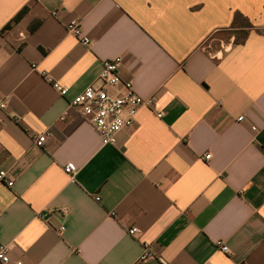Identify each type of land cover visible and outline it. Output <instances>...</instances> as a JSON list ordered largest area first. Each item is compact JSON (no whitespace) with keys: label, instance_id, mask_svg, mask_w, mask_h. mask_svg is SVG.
<instances>
[{"label":"crops","instance_id":"obj_1","mask_svg":"<svg viewBox=\"0 0 264 264\" xmlns=\"http://www.w3.org/2000/svg\"><path fill=\"white\" fill-rule=\"evenodd\" d=\"M111 59L153 103L103 145L70 103ZM0 98L12 263L264 264V0H0Z\"/></svg>","mask_w":264,"mask_h":264},{"label":"built area","instance_id":"obj_2","mask_svg":"<svg viewBox=\"0 0 264 264\" xmlns=\"http://www.w3.org/2000/svg\"><path fill=\"white\" fill-rule=\"evenodd\" d=\"M68 30L81 44L88 46L90 39L82 32L79 20L71 21ZM97 84H91L81 93L76 95L70 103L72 108L78 110L80 115L98 132L103 145H114L117 141L118 133L133 127L136 123L138 112L143 107H150L153 98H144L137 93L132 81L123 80L119 74V59L105 60L102 70L97 78ZM60 95L64 96L68 92V87L54 84ZM6 108V101L0 98V109ZM49 133L37 135L34 143L43 145ZM211 154H206L205 159L209 160ZM65 172L73 179L75 167L68 163L64 167ZM5 171H0V181H5ZM9 186L12 182L8 181ZM99 200L100 197L95 198ZM141 230L132 227L128 229V234L137 236ZM222 252H227L228 247L218 242ZM153 258V253L149 243H144L140 260ZM0 264H23L18 260L12 263L9 257V247L5 243H0Z\"/></svg>","mask_w":264,"mask_h":264},{"label":"trees","instance_id":"obj_3","mask_svg":"<svg viewBox=\"0 0 264 264\" xmlns=\"http://www.w3.org/2000/svg\"><path fill=\"white\" fill-rule=\"evenodd\" d=\"M28 10V7H24L21 11H19L14 18L12 19V22H18L20 21L23 16L26 14ZM9 26V24L7 25ZM231 28L234 30L232 31L235 34V42L237 44L243 43L246 37L248 36L249 30L252 28V25L247 20L246 17H244L241 13H235L233 22L231 24Z\"/></svg>","mask_w":264,"mask_h":264},{"label":"rangeland","instance_id":"obj_4","mask_svg":"<svg viewBox=\"0 0 264 264\" xmlns=\"http://www.w3.org/2000/svg\"><path fill=\"white\" fill-rule=\"evenodd\" d=\"M227 36H228L227 32H224V33L222 34V37H223L224 39H226ZM213 48H214V47H213ZM213 48H212V50H214Z\"/></svg>","mask_w":264,"mask_h":264}]
</instances>
